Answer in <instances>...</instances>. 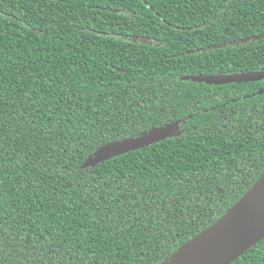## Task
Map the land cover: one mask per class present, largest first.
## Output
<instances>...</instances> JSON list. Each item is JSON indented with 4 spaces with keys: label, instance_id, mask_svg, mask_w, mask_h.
Instances as JSON below:
<instances>
[{
    "label": "trees",
    "instance_id": "trees-1",
    "mask_svg": "<svg viewBox=\"0 0 264 264\" xmlns=\"http://www.w3.org/2000/svg\"><path fill=\"white\" fill-rule=\"evenodd\" d=\"M254 71L264 0H0V264H172L264 173V77L201 80Z\"/></svg>",
    "mask_w": 264,
    "mask_h": 264
},
{
    "label": "water",
    "instance_id": "water-1",
    "mask_svg": "<svg viewBox=\"0 0 264 264\" xmlns=\"http://www.w3.org/2000/svg\"><path fill=\"white\" fill-rule=\"evenodd\" d=\"M264 72H243L201 80L213 84L256 82ZM177 124L129 141L112 143L93 157L99 162L163 141L172 136ZM86 166V165H85ZM264 238V173L254 186L214 225L181 246L172 264H231Z\"/></svg>",
    "mask_w": 264,
    "mask_h": 264
},
{
    "label": "rangeland",
    "instance_id": "rangeland-1",
    "mask_svg": "<svg viewBox=\"0 0 264 264\" xmlns=\"http://www.w3.org/2000/svg\"><path fill=\"white\" fill-rule=\"evenodd\" d=\"M95 162L93 161V159H89L86 161L85 165L86 166H92Z\"/></svg>",
    "mask_w": 264,
    "mask_h": 264
}]
</instances>
